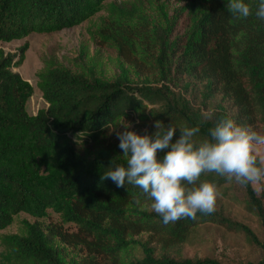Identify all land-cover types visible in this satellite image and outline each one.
Wrapping results in <instances>:
<instances>
[{
  "label": "trees",
  "instance_id": "obj_1",
  "mask_svg": "<svg viewBox=\"0 0 264 264\" xmlns=\"http://www.w3.org/2000/svg\"><path fill=\"white\" fill-rule=\"evenodd\" d=\"M105 1L0 0V42L80 25ZM192 1L200 9L182 37L168 33L172 21L163 12L166 25L157 28L159 52L148 70L139 68L134 77L122 64L121 73L109 81L63 66L50 68L40 75L48 107L36 114L27 110L32 84L13 70L23 63L28 45L17 54L0 52V230L20 212L42 218L52 209L81 232L101 236L95 248L102 237H114L109 248L114 264H223L171 256L207 223L243 232L264 249L248 226L218 212L165 225L137 186L117 187L103 179L106 172L126 166L117 129L131 113L146 127L143 135L154 134L157 121L177 129L203 121L196 139H210L222 118L264 133V20L255 15L260 0H244L253 9L248 18L234 16L228 0ZM179 136L177 130L173 142ZM79 141L96 143V156H83L75 146ZM201 181L220 187L230 183L215 173L202 175ZM242 186L264 225V194L258 195L252 184ZM137 201L147 205L131 206ZM49 231L31 223L26 235L8 237L20 264H100L97 258L80 262L69 257L55 237L70 243L74 236L60 228Z\"/></svg>",
  "mask_w": 264,
  "mask_h": 264
},
{
  "label": "rangeland",
  "instance_id": "obj_2",
  "mask_svg": "<svg viewBox=\"0 0 264 264\" xmlns=\"http://www.w3.org/2000/svg\"><path fill=\"white\" fill-rule=\"evenodd\" d=\"M199 9V3L192 0H106L98 13L80 25L0 42V52L17 54L20 47L28 45L23 63L13 70L32 84L33 95L28 100L27 110L30 114H36L38 110L48 107L40 89V75L43 72L63 66L77 74L89 76L94 73L104 80L113 81L121 73V65L124 64L135 77L137 69L148 70L147 65L159 52L156 31L158 27L166 25L163 12L172 21L168 33L174 38L184 36ZM139 64L144 67H138ZM125 130L143 135L146 127L138 114L131 113L120 120L117 134ZM75 146L83 156L89 158L95 157L99 150L97 144L92 142L79 141ZM258 152V158L264 157V146ZM252 185L258 195L263 196L264 180ZM221 190L222 197L217 200L215 212L245 224L263 243L264 225L250 203L245 188L233 180L222 186ZM135 205L145 207L147 202L137 201L131 206ZM31 223H37L46 232L54 227L73 235L70 243L55 237L69 257L80 262L97 258L100 264H114L115 254L109 250L114 237H102L100 248H95L93 244H97L101 236L95 232H81L75 223L66 222L60 213L52 209L42 218L20 212L13 217L10 225L0 230V264H20L8 237L26 235L27 225ZM142 235L147 238L146 234ZM142 235L133 237L139 239ZM171 256L176 259L211 258L223 264H258L264 260V249L243 232L207 223L200 226L190 240L176 248Z\"/></svg>",
  "mask_w": 264,
  "mask_h": 264
},
{
  "label": "clouds",
  "instance_id": "obj_3",
  "mask_svg": "<svg viewBox=\"0 0 264 264\" xmlns=\"http://www.w3.org/2000/svg\"><path fill=\"white\" fill-rule=\"evenodd\" d=\"M227 7L238 18L253 14L252 6L244 0H228ZM255 15L264 20V0ZM202 123L177 129L175 124L165 126L157 121L152 135L125 130L118 139L126 166L106 172L103 179H111L117 187L126 183L137 186L153 201L151 208L165 225L195 220L198 213L214 214L222 190L214 182L201 181L202 175L215 173L241 185L264 180V157L258 158L264 133L222 118L210 130V139L198 141ZM177 130L180 136L173 142ZM161 152L165 153L162 158Z\"/></svg>",
  "mask_w": 264,
  "mask_h": 264
}]
</instances>
